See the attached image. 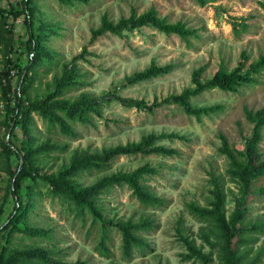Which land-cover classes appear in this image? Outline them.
<instances>
[{"label":"rangeland","instance_id":"1","mask_svg":"<svg viewBox=\"0 0 264 264\" xmlns=\"http://www.w3.org/2000/svg\"><path fill=\"white\" fill-rule=\"evenodd\" d=\"M150 9L170 23L182 22L198 31L199 38L186 43L176 35H166L154 28L144 27L124 32L122 37L107 34L92 42V30L100 27L106 16L117 23ZM21 10L17 0H0V140L8 141L15 90L24 91L23 99L41 101L53 93L67 70H72L77 85L63 91L62 100L70 103L82 99L100 100L102 117L91 115L87 124L69 122L75 137L51 126L39 115L29 133L20 126L11 140L14 145L35 151L29 165L34 176H57L68 168L75 156H94L106 149L139 142L149 134L176 133L182 139L158 142L176 151L173 156H122L103 172L79 173L70 177L75 186L89 187L104 177L119 172L130 173L144 165L157 173L145 178L143 184L166 205L157 209L144 207L128 187H112L98 198V206L110 221L149 220L155 228L142 233L148 246L136 251L132 259L122 254V235L108 229L107 244L110 258L98 252L104 231L88 210L54 193L52 186L40 179L28 177L23 181V199L30 202L22 227L38 231L35 236L13 232L9 239L6 261L20 253L41 251L51 261L87 264H228L224 235L217 223L191 213V206L212 209L214 181L217 180L226 197L224 214L227 221L238 217V228L264 224V177L256 180L252 194L243 197L242 185L231 174L230 161L219 149L220 136L227 138L232 149L245 152V137L251 136L253 124L246 112L256 113L264 108V71L259 83L246 85L236 92L215 89L192 98L195 106L222 105L224 111L198 121L185 114L178 105H165L155 113L126 108L117 101L107 102L105 96L117 93L124 98L144 100L151 105L185 89H194L192 74L205 67L202 79H210L221 66L233 70L249 57L247 64L256 61L264 52V9L257 0H217L206 6L194 0H90L74 6L59 0H38L32 6L35 33L41 54L32 61L27 49L28 29L24 16L14 15ZM248 25V31L236 36L232 22ZM86 49V60H74ZM174 64L166 76L130 85L128 78L150 67ZM29 71L28 78L21 76ZM9 72V74H7ZM10 83L8 100L4 87ZM81 84V86L79 85ZM264 158V128L258 146ZM0 147V229L9 223L15 199L10 193L7 160ZM240 159V158H239ZM11 169L18 160L11 157ZM188 238L205 255L204 261L185 246ZM238 240V238H236ZM248 244L239 248V255L248 263L257 258L264 264V235L247 236ZM4 245L5 242L3 241ZM52 263V262H51ZM13 264H42L25 262L21 257Z\"/></svg>","mask_w":264,"mask_h":264},{"label":"trees","instance_id":"2","mask_svg":"<svg viewBox=\"0 0 264 264\" xmlns=\"http://www.w3.org/2000/svg\"><path fill=\"white\" fill-rule=\"evenodd\" d=\"M21 4V10L14 12L16 16H24V21L28 29L27 49L32 61H37L41 51L38 37L35 33V24L32 17V6L38 0H17ZM63 5L70 4L74 6L77 3L87 4L90 0H59ZM200 6H206L217 0H194ZM260 6L264 9V0H257ZM233 31L236 36H240L248 31V25L239 23L237 20L232 22ZM144 27L154 28L166 35H176L186 43L190 44L192 39H198V31L188 27L185 23L177 22L170 23L167 19L161 18L158 12L150 9L146 13L138 15L136 11H132L130 17L122 18L117 23L110 21L106 16L102 19L99 28L92 30V42L107 34L122 37L124 32H132ZM86 49L75 57V61L85 59ZM249 57L246 52L242 53V61L231 71L226 70L221 66L218 71L208 80L202 79V73L205 67H200L192 74V82L194 89H185L179 95H172L163 99L162 101L154 102L149 105L144 100H137L134 98H124L117 93H109L105 96L107 102L117 101L126 108H136L138 110L155 113L157 108L165 105H178L186 115L195 117L201 121L203 117H210L215 114L222 113L224 106H195L192 103V98L203 93L218 89L223 92H236L238 88L246 85H256L259 83V78L264 71V52L256 61L247 64ZM174 64L165 66H157L152 63L150 67L141 72L135 73L128 78L127 83L130 85L139 84L150 81L159 77L171 74L175 69ZM9 74V72L7 73ZM29 71L21 76L28 78ZM74 72L67 70L57 85L55 91L49 94L41 101L29 102L23 99L24 91L21 88L15 90L16 104L12 110V124L9 126V136H14V131L17 126H20L24 133H29L31 126H33V115H39L43 121L49 123L51 126H59L61 131L69 136L75 137L69 122H79L87 124L91 120V115L102 117L103 103L100 100L82 99L81 101L70 103L67 100L60 99L63 96V91L69 90L77 85L75 82ZM81 86V84H79ZM10 83L4 87V98L8 100V90H10ZM248 119L253 124L251 136L245 137V152H239L230 147L226 137L220 136L222 146L219 149L220 153L230 161L231 174L237 178L242 185L243 197L252 194V187L256 180L264 177V158L259 152L258 146L262 142V130L264 128V108L256 113L250 111L246 112ZM10 138V140H11ZM176 133L171 134H149L144 136L139 142L128 143L126 145H119L114 148L106 149L102 153L89 156H75L70 166L58 173L57 176H34L29 171V165L35 151L28 147V143L18 147L10 140L1 141L0 147L4 148L5 158L7 160L6 172L10 175V193L14 196L15 207L14 212L9 216V223L0 229V264H13L21 257L25 262H35V259L42 262V264H87L83 262L65 263L59 261L49 260L43 252L32 250L26 253H20L14 256L11 260L6 261L7 245L10 241L9 237L13 232H22L31 236L37 235L39 232L22 227L23 221L27 218L32 204L25 203L23 199V181L28 177L34 180L46 181L54 189V193L61 196L62 199L72 201L77 207L82 210H88L93 216L95 222H98L104 235L98 245V252L101 256L110 258V249L107 244L108 229H115L122 235V254L125 259H132L136 251H143L147 246V242L142 236V233L149 232L155 228L152 222L144 220L142 222L134 223L133 221H110L104 218L101 209L98 206L99 196L108 188L115 186L128 187L133 195L144 207H151L154 209L166 205L163 198L152 193L146 185L143 184L148 176L157 173L155 168L150 165H144L136 170L125 173L119 172L111 176L104 177L99 182L89 187L75 186L70 177L76 176L84 172H103L105 171L117 158L122 156H173L176 151L169 149L163 145H158L160 140L164 139H182ZM16 157L18 160L17 169H11V157ZM240 158V159H239ZM264 195V188L260 189ZM213 202L211 210L200 209L191 206L192 214L200 218H207L217 223L218 228L224 235V251L228 264H256V259L246 263L244 258L239 255V248L246 246L249 241H246L247 236H255L257 234L264 235V224L253 225L251 228H238L237 222L242 213L239 212L238 217H233L229 222L226 220L224 209L226 197L217 180L214 181V188L212 191ZM238 238V240H236ZM5 242V245L3 243ZM183 242L187 249L195 256L205 259V255L197 250L194 244L188 238H183ZM52 262V263H51Z\"/></svg>","mask_w":264,"mask_h":264}]
</instances>
